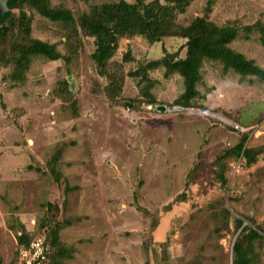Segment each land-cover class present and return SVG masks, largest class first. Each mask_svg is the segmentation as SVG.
I'll use <instances>...</instances> for the list:
<instances>
[{"label":"rangeland","instance_id":"374dc122","mask_svg":"<svg viewBox=\"0 0 264 264\" xmlns=\"http://www.w3.org/2000/svg\"><path fill=\"white\" fill-rule=\"evenodd\" d=\"M118 1L51 0L76 20ZM206 6L192 0L177 23L188 26ZM25 11L31 37L54 44L63 58L32 57L20 81L11 66L0 65L1 263H14L22 228L29 242L49 227L56 244L51 264H233L239 218L262 229L255 264H264V134L246 141L262 150L255 165L230 161L227 185L215 165L243 135L216 113L255 124L264 115V82L206 61L199 89L210 113L169 112L183 79L166 76L163 67L148 76L140 69L184 41L151 44L134 36L120 40L111 60L124 85L110 98V80L92 58L94 38L29 6ZM208 18L235 27L230 47L264 69V0H216Z\"/></svg>","mask_w":264,"mask_h":264},{"label":"trees","instance_id":"16d2710c","mask_svg":"<svg viewBox=\"0 0 264 264\" xmlns=\"http://www.w3.org/2000/svg\"><path fill=\"white\" fill-rule=\"evenodd\" d=\"M191 1L120 0L116 3L94 6L76 20L70 9L54 7L51 0H10L8 4L10 10L5 15L0 14V55L2 56L0 65L11 66V76L20 81L28 70L32 57L43 56L52 61L63 58L54 44L31 37V19L25 11V7L29 6L46 19L73 28L76 34L80 28L85 36L94 38L96 49L92 58L110 80L111 89L107 90L110 98L120 95L124 85V75L110 71L111 60L119 48L120 40L134 36H142L151 44L162 43L168 38L184 41L181 49L177 51L164 49L160 59L151 61L140 69L144 76H148L151 69L160 67L165 69L166 76L180 75L183 79L184 91L175 101L176 106L207 110L205 106L207 97H203L199 89L203 80L202 69L206 61L220 62L225 70H235L242 76H255L264 82V69L230 47L237 38V29L232 26H219L209 20L208 14L216 0H207L205 16L196 17L188 26L177 23L178 14L184 13ZM9 37L12 45L11 50L7 51ZM183 51H185L184 56L181 55ZM149 82L151 84V81ZM148 88L147 86L145 94L151 103H155L156 99L150 95ZM149 105L156 106V104ZM225 114L235 122L241 123L231 114ZM249 136L250 134H243L237 144L215 159L216 177L222 185L228 183L227 172L230 161L242 158L248 166L257 163L262 150L246 146ZM41 182L45 184L47 181L44 178ZM226 214H229L228 210L223 211V215ZM235 228L239 234L233 246V264H255L259 257L256 243L263 239L262 229L246 226L244 220L239 218L235 222ZM52 230L45 227L34 236L46 234L53 252L56 244L52 239ZM27 236V231L22 228L17 235L19 247L31 242V239L25 242Z\"/></svg>","mask_w":264,"mask_h":264},{"label":"built area","instance_id":"2783aa9c","mask_svg":"<svg viewBox=\"0 0 264 264\" xmlns=\"http://www.w3.org/2000/svg\"><path fill=\"white\" fill-rule=\"evenodd\" d=\"M181 107V106H180ZM185 108V107H181ZM190 109V108H186ZM182 110V109H181ZM198 112L210 113L208 110L193 108ZM219 117L220 121L225 125L229 126L234 131H240L243 134L250 135H263L264 134V115L263 117L253 125L244 126L241 123H237L234 120L228 118L225 115ZM52 256V249L46 234H38L33 237L28 245H22L18 249L17 257L13 264H50Z\"/></svg>","mask_w":264,"mask_h":264},{"label":"water","instance_id":"95a60500","mask_svg":"<svg viewBox=\"0 0 264 264\" xmlns=\"http://www.w3.org/2000/svg\"><path fill=\"white\" fill-rule=\"evenodd\" d=\"M9 1L10 0H0V14L5 15L9 10Z\"/></svg>","mask_w":264,"mask_h":264},{"label":"bare ground","instance_id":"6f19581e","mask_svg":"<svg viewBox=\"0 0 264 264\" xmlns=\"http://www.w3.org/2000/svg\"><path fill=\"white\" fill-rule=\"evenodd\" d=\"M181 109H183V108H181L180 106H173L172 108H169L168 111L169 112H174V111H180ZM216 114L218 116H221L220 113H216Z\"/></svg>","mask_w":264,"mask_h":264}]
</instances>
